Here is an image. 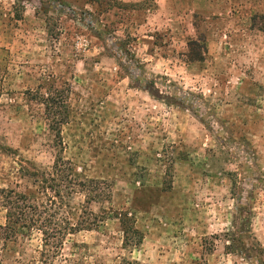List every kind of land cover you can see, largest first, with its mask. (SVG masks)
I'll return each mask as SVG.
<instances>
[{
	"label": "rangeland",
	"instance_id": "1",
	"mask_svg": "<svg viewBox=\"0 0 264 264\" xmlns=\"http://www.w3.org/2000/svg\"><path fill=\"white\" fill-rule=\"evenodd\" d=\"M6 1L0 189L44 202L61 157L97 184L60 187L57 219L102 221L43 256L36 230L6 238L0 206V264H264V0L174 26L149 2Z\"/></svg>",
	"mask_w": 264,
	"mask_h": 264
},
{
	"label": "trees",
	"instance_id": "2",
	"mask_svg": "<svg viewBox=\"0 0 264 264\" xmlns=\"http://www.w3.org/2000/svg\"><path fill=\"white\" fill-rule=\"evenodd\" d=\"M56 134L59 138L60 131L57 130ZM65 164L66 163L61 157H58L54 161L52 175L54 176L56 174V178L59 181L55 186L48 184L49 181L54 182L55 179L49 181L43 179L42 185L38 191L39 193L45 194L46 200L44 202L39 203L35 199H32V197L23 193H18L13 189H0V206L3 207L6 212L5 225L2 227L6 238L12 239L36 230L42 235V247L44 249L42 255L46 256L50 250H52V254L58 252L61 240L66 236L83 230L90 231L98 226V222L102 221L101 219L98 221L97 216L93 215L91 212L88 214V216L93 217V220L90 222H86L83 217L75 224H72L66 216L63 219H57L58 211L61 212L63 206L66 205L60 194V187L69 191V193H73L75 187L79 186L82 188V192H86L88 191V187L97 184V181H77L72 177L70 172L69 174H63L60 168ZM48 191H53L55 195L48 196ZM89 193H92V191H88V194ZM87 196L89 195H86V204L89 203V200L94 201V199H91V197L87 198ZM94 197L100 198L102 194L96 192ZM85 212L86 207L83 206L82 213ZM117 219L120 221L125 234H138L134 227L127 224L125 215H120Z\"/></svg>",
	"mask_w": 264,
	"mask_h": 264
},
{
	"label": "crops",
	"instance_id": "3",
	"mask_svg": "<svg viewBox=\"0 0 264 264\" xmlns=\"http://www.w3.org/2000/svg\"><path fill=\"white\" fill-rule=\"evenodd\" d=\"M119 6L127 7L131 4L142 5L145 3L152 4V8H146L145 19L150 21H157V25H169L174 26L178 24L180 18L186 13L190 14H200L204 18L210 15H219V9L224 7L223 3H217L215 7L214 4L209 0H115ZM0 10L2 7V2L7 4L6 0H0ZM99 3L94 2L91 6L96 8ZM146 5V4H145ZM120 10V9H119ZM211 10H216L215 13L210 12ZM184 13V14H182ZM145 24V23H144Z\"/></svg>",
	"mask_w": 264,
	"mask_h": 264
}]
</instances>
